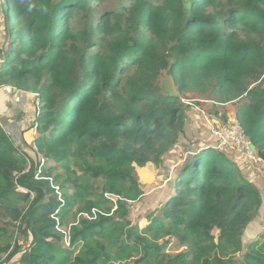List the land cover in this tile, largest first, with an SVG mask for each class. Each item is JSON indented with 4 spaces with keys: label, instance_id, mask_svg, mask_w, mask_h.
<instances>
[{
    "label": "trees",
    "instance_id": "obj_1",
    "mask_svg": "<svg viewBox=\"0 0 264 264\" xmlns=\"http://www.w3.org/2000/svg\"><path fill=\"white\" fill-rule=\"evenodd\" d=\"M94 1L1 2L0 88L34 93L38 112L34 157L0 126V264H264V231L242 241L264 197L213 135L146 224L128 210L149 188L136 168H160L184 134L181 94L233 103L264 151V0H127L101 14ZM170 237L185 249L168 253Z\"/></svg>",
    "mask_w": 264,
    "mask_h": 264
},
{
    "label": "rangeland",
    "instance_id": "obj_2",
    "mask_svg": "<svg viewBox=\"0 0 264 264\" xmlns=\"http://www.w3.org/2000/svg\"><path fill=\"white\" fill-rule=\"evenodd\" d=\"M3 1L0 0V45L5 35L4 15L1 9V2ZM126 1L127 0H98L92 3V7L95 10V14H101L107 11L113 12ZM261 79L264 87V77ZM258 82H260V80ZM157 86L159 87L161 94H167L172 92L173 89L175 90L167 70L161 72L157 80ZM180 97L183 98L187 114L184 134L179 137V142L163 157L164 163L160 168L155 167L153 164H147L143 168H136L140 183L149 185V188L145 187L146 191L142 196V199L129 203V217H131L133 224L141 226L146 224L145 216L152 212L150 210L151 201L154 199L153 201H155L154 203L156 204L161 198H164L166 192L170 190L171 180L178 174V171L182 167L183 160L189 155L184 152V149L188 152H192V150L200 149V146L198 145L201 142L204 143L203 145H209V143L203 142L205 137L203 136L202 127H200L201 122L203 123L201 110L206 113L205 115L216 117L217 120L222 119L224 122H227L234 114V107L231 102L217 107L209 100L191 98L193 97L191 94H181ZM195 110L196 112H194ZM37 112V102L34 93L29 91L20 92L14 90L12 87L0 88V126L2 125L4 127L2 128L9 140L16 143L19 142L18 145L22 150L27 152L30 157H34V153L29 144L32 137L36 135L34 133L36 128L33 123ZM195 113L197 117L195 116ZM189 116L197 120L196 124L198 123L199 128L197 126H192L193 124L190 125L191 118ZM224 116H226L225 119H223ZM195 127L197 128L195 129ZM231 152L234 153V151ZM40 162H45L44 158H41ZM29 168L30 163L27 162V169ZM113 199H115V197H113ZM71 220L72 219H70V221ZM263 225L264 221L262 222V232L264 231ZM62 231L65 233L62 244L68 245V231L66 228H62ZM212 233L214 236L217 235L216 230H213ZM259 234L256 235L252 232L244 231L242 236L243 245L246 246L250 241L258 238ZM14 241L18 242V244L24 248L28 244L29 238L16 232L12 237V242ZM165 241L166 242L160 241V243L165 244V249L170 254H176L185 249V246H182L177 238L170 237ZM2 257L4 258L5 255ZM15 259L16 257L11 259L8 264H14Z\"/></svg>",
    "mask_w": 264,
    "mask_h": 264
},
{
    "label": "built area",
    "instance_id": "obj_3",
    "mask_svg": "<svg viewBox=\"0 0 264 264\" xmlns=\"http://www.w3.org/2000/svg\"><path fill=\"white\" fill-rule=\"evenodd\" d=\"M205 121L209 124L210 131L216 139L215 148L238 152L247 157L253 165H258L264 169V151L262 154H258L256 151L252 152L250 150V141L234 116H231L226 123L215 118H210L209 116H205ZM13 143L14 145L19 146V142Z\"/></svg>",
    "mask_w": 264,
    "mask_h": 264
},
{
    "label": "crops",
    "instance_id": "obj_4",
    "mask_svg": "<svg viewBox=\"0 0 264 264\" xmlns=\"http://www.w3.org/2000/svg\"><path fill=\"white\" fill-rule=\"evenodd\" d=\"M212 102V101H211ZM213 104V103H212ZM205 107V106H203ZM203 110H201V116L203 119V123L201 122V126L202 127V132H203V136L205 137L203 142L209 143L210 145H214L215 141H214V137L212 136L211 132H210V126H208V124L205 121V116L208 117L209 115H205L206 113L202 112ZM196 112V110L194 111ZM204 114V116H203ZM230 115V114H229ZM228 115V116H229ZM196 116V113H195ZM197 117V116H196ZM195 120V124H196ZM196 126L198 127V123L196 124ZM195 127V129L197 128ZM199 128V127H198ZM204 143H200L198 146H200V148L203 146ZM185 153H189L186 149H184ZM235 163L237 164L241 174L245 175L246 178L252 182L257 188L260 189L263 197H264V169H262L260 166L258 165H253V163L245 156L241 155L238 152L232 153V155L230 156ZM264 202V201H263ZM264 219V204L262 209L260 210V216H257V218L255 220H253L248 227L246 228L245 231H249L252 232L254 234H259L261 233V228H262V222ZM264 228V225H263Z\"/></svg>",
    "mask_w": 264,
    "mask_h": 264
},
{
    "label": "water",
    "instance_id": "obj_5",
    "mask_svg": "<svg viewBox=\"0 0 264 264\" xmlns=\"http://www.w3.org/2000/svg\"><path fill=\"white\" fill-rule=\"evenodd\" d=\"M249 148H250V150L252 151V152H255L256 151V148H255V146H254V144L253 143H249Z\"/></svg>",
    "mask_w": 264,
    "mask_h": 264
}]
</instances>
